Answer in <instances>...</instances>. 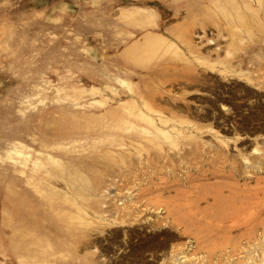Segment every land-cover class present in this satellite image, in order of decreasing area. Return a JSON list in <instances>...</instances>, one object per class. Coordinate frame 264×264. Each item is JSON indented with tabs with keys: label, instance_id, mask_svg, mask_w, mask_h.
Listing matches in <instances>:
<instances>
[{
	"label": "bare ground",
	"instance_id": "6f19581e",
	"mask_svg": "<svg viewBox=\"0 0 264 264\" xmlns=\"http://www.w3.org/2000/svg\"><path fill=\"white\" fill-rule=\"evenodd\" d=\"M102 4L103 0H60L45 8L43 14L66 18L63 30L72 37L58 38L45 24L42 30L30 28L29 35L11 33L22 44L0 72V109L8 116L0 114V131L6 133L0 136V254L12 260L9 264H106L94 252L79 253L85 226L112 216L111 222L125 223L119 220L126 214L123 209L101 208L110 216L97 212L94 218L86 210L89 200L99 208L111 193L99 190L104 174L97 161L104 166L126 163L132 153L141 155L149 146L180 153L185 140L197 143L200 133L213 132L217 122L228 119L207 108L214 111L216 101L224 99L230 79L242 81L234 89L248 98L256 90L248 84L264 88L256 74H264V0ZM181 12V22L171 24L172 17H167L178 19ZM105 36L110 46L100 60L94 44ZM167 84H178L181 94L170 96ZM196 86L214 93L197 111L177 101ZM229 95L233 99L235 92ZM236 107L242 109L240 104ZM261 119L263 106L242 116L247 124ZM218 133L213 132L228 144ZM254 150L258 158L264 156V147ZM242 157L260 169L259 160ZM110 180L109 185L115 183L113 177ZM103 183L108 185L106 179ZM170 206L189 233L221 230L219 224H208L212 207L203 210L205 218L199 210L187 213L189 205ZM146 244L141 246H152ZM250 247L242 258L248 264H264V238ZM184 252L169 248L161 264H201L187 260Z\"/></svg>",
	"mask_w": 264,
	"mask_h": 264
},
{
	"label": "rangeland",
	"instance_id": "374dc122",
	"mask_svg": "<svg viewBox=\"0 0 264 264\" xmlns=\"http://www.w3.org/2000/svg\"><path fill=\"white\" fill-rule=\"evenodd\" d=\"M59 1L0 0L1 73L6 62L15 57L18 46L22 44L19 43L20 39L11 35L12 31L29 35L30 28L42 30L45 24L53 28L58 38L72 37L67 30H63L67 28L64 26L65 17L61 19L58 14L53 15L49 12L43 14L47 7ZM107 1L103 0L102 5H106ZM182 15L183 12L175 19L170 14L167 18L172 17L171 24H178ZM17 22L19 24H15ZM108 38L105 36L94 44L100 60L108 55L107 48L110 46ZM256 74L264 80L263 73ZM233 79L226 83V94L224 99L216 101V109L213 111L206 107L208 111L228 118L224 122L214 123L212 130L213 132L218 130L220 137L229 140L228 144H223L207 129L200 133L202 139H198L197 143L185 140V146L181 148L182 153H179L178 149L163 152L149 146L141 150V155L135 152L130 154L131 159H127L126 163L114 164L112 161L104 166L97 161L96 165H99V168L103 167L101 169L104 174L103 181L106 179L108 184L104 186L102 181L99 190L101 193H111L108 195V201L103 202L99 208L93 203V199L89 200L90 204L86 205V210L94 218L100 214L104 217L110 216L104 211H99L101 208L111 206L112 209H123L121 212L126 214L122 216L121 213L122 217L119 215V220L124 219L125 223L111 222L114 217L111 215L112 217L105 218L95 225L87 228L85 226L87 235L79 241V246L82 245L79 247L80 254L94 252V257L105 261L106 264H161L162 258L165 257L164 252L169 248H176L186 252L187 260L194 259L201 264H248L241 255L246 254V249H251V244L255 245L264 238V156L258 158L259 155L254 150L257 145L264 147L262 142L264 128L260 129L264 127L261 126L264 120L253 121L248 125L247 122L243 123L242 116L252 113L259 106H263L264 109V88L248 84L249 88L256 89L254 95L249 98L241 96L240 92L234 89V85L242 81L233 82ZM243 84L246 85L244 82ZM166 87L171 90L170 93L167 92L170 96H179L182 92L178 84L174 86L167 84ZM232 91L235 92L233 99L229 95ZM188 92L185 99L177 101L193 105L195 111L199 107L202 108L201 106L208 105L207 100L214 97V93L208 88L199 90L198 86ZM221 103L231 107V111L222 110ZM236 104H240L242 109L237 108ZM0 112L1 115L4 114L5 119L8 117L2 109ZM2 134L6 135L0 131V136ZM173 152L176 155H173ZM243 155L252 157L253 162L255 159L259 160L261 170L251 166L250 162L246 163ZM87 160L89 161V158ZM108 165H112L110 169ZM112 177L115 183L109 185ZM106 186L109 190L105 188ZM103 199L105 200V197ZM171 204L184 208L189 205L191 207L190 210L187 208V213L199 210L202 213L200 215L205 218L203 210L212 207L208 211V224L210 228L219 224L221 230H214L211 233L185 231L182 217L171 211ZM124 207L129 208L127 211L131 214H128ZM217 207L224 210H215ZM145 242L146 245L152 243V246L142 247ZM11 262L9 257L0 254V264Z\"/></svg>",
	"mask_w": 264,
	"mask_h": 264
}]
</instances>
